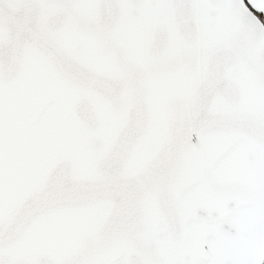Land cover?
Wrapping results in <instances>:
<instances>
[{"label":"snow or ice","instance_id":"1","mask_svg":"<svg viewBox=\"0 0 264 264\" xmlns=\"http://www.w3.org/2000/svg\"><path fill=\"white\" fill-rule=\"evenodd\" d=\"M0 264H264V0H0Z\"/></svg>","mask_w":264,"mask_h":264}]
</instances>
